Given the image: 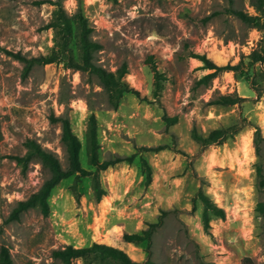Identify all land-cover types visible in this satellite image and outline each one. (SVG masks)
<instances>
[{
  "label": "rangeland",
  "instance_id": "374dc122",
  "mask_svg": "<svg viewBox=\"0 0 264 264\" xmlns=\"http://www.w3.org/2000/svg\"><path fill=\"white\" fill-rule=\"evenodd\" d=\"M57 0H0V249L7 246L14 264H62L53 251L103 243L146 264H264V191L259 188L255 127L264 137V63L244 66L247 75L222 72L209 84L198 81L211 70L193 57L206 55L217 65H236L264 46V28L246 27L225 10L234 6L257 15L251 0H60L70 16L82 10L102 45L94 63L109 71L128 65L126 80L141 100L125 94L118 109L98 78L62 63L37 65L23 76L27 58L48 55L56 32L47 29ZM77 55V48L75 49ZM254 75V76H253ZM245 100L234 106L212 104L219 95ZM91 114L98 127L99 157L132 156L107 170L95 171L86 154ZM70 119L82 142L86 177L62 181L49 197L50 213L39 208L9 220L19 201L37 192L49 177L37 159L26 168L14 156L37 141L68 165L62 126L51 117ZM178 117L168 125L167 118ZM242 130L232 140L202 148L192 138L233 124ZM163 150H141L156 148ZM142 159L152 169L147 183ZM98 176L105 195L94 190ZM203 190L223 208L226 218H212L205 229L202 206L193 198ZM168 215L150 246L129 243L125 234L141 233ZM72 264H82L81 260Z\"/></svg>",
  "mask_w": 264,
  "mask_h": 264
},
{
  "label": "trees",
  "instance_id": "16d2710c",
  "mask_svg": "<svg viewBox=\"0 0 264 264\" xmlns=\"http://www.w3.org/2000/svg\"><path fill=\"white\" fill-rule=\"evenodd\" d=\"M56 8L53 12V18L47 29H54L56 32V46L52 52L45 56L27 58L21 53H10L17 60L24 63L23 76L30 74L37 65H48L53 63H64L66 67L82 71L94 75L98 78L102 87L108 94V103L113 109H118L121 99L125 94H133L141 100H147L142 97L140 91L135 89L126 80L129 73L128 65L123 63L120 68L112 72L102 66L94 63V54L101 50L102 45L91 38L93 28L89 25L88 19L82 10L75 15L70 16L65 10L62 2L48 1ZM252 6L257 10V15H251L242 9L230 6L225 10L228 15L238 18L246 27L264 28V0H251ZM77 48V55L75 49ZM194 58L204 63V68L211 70L210 73L204 75L199 84H209L222 72H234L236 75H242L251 80L253 89L258 90V80L247 75L244 66H253L257 63H264V46L260 49L252 51L245 63L244 59L236 65H217L206 55L194 54ZM254 76V75H253ZM264 76V74H263ZM245 99L235 94L219 95L212 104L218 106H234L240 104ZM53 122H60L62 126V143L64 145L68 165L63 168L60 160L56 155L44 149L37 141L28 139L25 143L26 154L24 156L12 157L23 168H26L33 159L39 160L43 168L49 172V177L43 182L40 189L33 193L28 199L19 201L17 206L12 210L9 220H20L21 215L31 209L39 208L44 216L50 213L49 197L52 191L65 179L75 176L77 178L86 177L91 174L81 166L80 152L82 142L74 133L69 118L51 117ZM168 125L177 123L178 117L167 118ZM242 124L236 123L225 128L212 130L207 135L200 134L196 129L192 132V138L202 148L213 145L223 144L228 140H232L242 130ZM254 145L259 161L256 164L257 178L259 179V188L264 191V137L261 128L255 127ZM86 154L88 163L95 168V171L107 170L109 167L115 166L122 162H133L137 154L132 156H115L112 159L102 161L99 157L98 127L95 114H91L88 120L86 131ZM164 146L156 148H141V150L160 151ZM143 170L146 174L147 183L151 182L152 169L145 159H142ZM94 190L98 200L105 195V191L101 188L97 175H94ZM198 204L202 206L203 224L206 230L210 228L212 218H226V212L223 208L216 205L211 198L203 191L199 190L193 198V207L197 208ZM258 210L264 212V203H259ZM167 211H163L158 217L157 222L149 224L146 230L136 234H125L124 239L129 243L146 242L151 245L155 232L163 225ZM53 257L62 264H72L74 261L81 260L82 264H142L130 258L123 250L103 243H93L90 246L75 248L67 246L62 249L53 251ZM0 264H14L10 250L7 246L0 249ZM146 264H153L148 261Z\"/></svg>",
  "mask_w": 264,
  "mask_h": 264
}]
</instances>
